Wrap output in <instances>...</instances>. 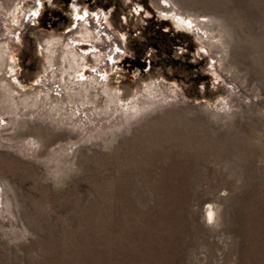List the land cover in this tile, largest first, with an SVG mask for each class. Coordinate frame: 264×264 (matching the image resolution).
Wrapping results in <instances>:
<instances>
[{"label":"rangeland","instance_id":"rangeland-1","mask_svg":"<svg viewBox=\"0 0 264 264\" xmlns=\"http://www.w3.org/2000/svg\"><path fill=\"white\" fill-rule=\"evenodd\" d=\"M0 264H264V0H0Z\"/></svg>","mask_w":264,"mask_h":264},{"label":"flooded vegetation","instance_id":"flooded-vegetation-1","mask_svg":"<svg viewBox=\"0 0 264 264\" xmlns=\"http://www.w3.org/2000/svg\"><path fill=\"white\" fill-rule=\"evenodd\" d=\"M158 32H151L150 34H147L144 38L143 41L141 43V45H143V48H147V42H153L150 44V47L153 49V51L155 52L156 55L159 54H167L169 55V53L164 49V45L161 43V37L159 36V34H157ZM139 57L138 55H136V58ZM133 58V57H132Z\"/></svg>","mask_w":264,"mask_h":264},{"label":"bare ground","instance_id":"bare-ground-1","mask_svg":"<svg viewBox=\"0 0 264 264\" xmlns=\"http://www.w3.org/2000/svg\"><path fill=\"white\" fill-rule=\"evenodd\" d=\"M211 213H212V212H211V211H209V215H212ZM210 218H211V217H210Z\"/></svg>","mask_w":264,"mask_h":264}]
</instances>
